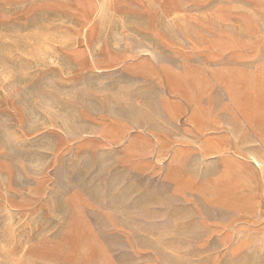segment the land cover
I'll list each match as a JSON object with an SVG mask.
<instances>
[{"label":"rangeland","instance_id":"rangeland-1","mask_svg":"<svg viewBox=\"0 0 264 264\" xmlns=\"http://www.w3.org/2000/svg\"><path fill=\"white\" fill-rule=\"evenodd\" d=\"M0 264H264V0H0Z\"/></svg>","mask_w":264,"mask_h":264}]
</instances>
